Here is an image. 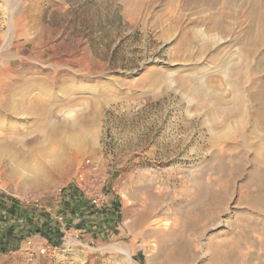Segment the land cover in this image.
<instances>
[{
    "label": "rangeland",
    "instance_id": "1",
    "mask_svg": "<svg viewBox=\"0 0 264 264\" xmlns=\"http://www.w3.org/2000/svg\"><path fill=\"white\" fill-rule=\"evenodd\" d=\"M195 1L0 0V106L9 92L15 107L19 90H51L52 108L66 116L49 119L68 147L57 164L49 122L0 113V127L16 126L24 148L48 145L37 154L47 164L38 179L2 156L0 193L32 208L35 230L50 234L46 221L58 234L55 246L34 233L18 250L0 252V264H264V173L252 161L264 133L251 136L252 108L259 113L264 100V0H236L239 20L208 38L206 28L217 32L222 23L197 22L217 15L221 0L211 9ZM213 133L232 136L216 148ZM226 150L234 155L227 167L239 156L248 164L218 185L222 166L212 156L226 163ZM37 155L28 158L33 167ZM181 182L193 192L208 186L227 202L215 213L211 205L214 218L201 222L200 235L188 228L185 239L175 236L189 251L175 262L176 208L198 201L182 195ZM18 221L0 220V228Z\"/></svg>",
    "mask_w": 264,
    "mask_h": 264
},
{
    "label": "bare ground",
    "instance_id": "2",
    "mask_svg": "<svg viewBox=\"0 0 264 264\" xmlns=\"http://www.w3.org/2000/svg\"><path fill=\"white\" fill-rule=\"evenodd\" d=\"M220 1V0H219ZM218 1V2H219ZM196 2L195 0H193V3ZM198 2V1H197ZM196 2V3H197ZM201 2H204L203 5L208 7V8H214L216 5H217V2L216 0H201ZM200 2V6L202 5ZM195 3V4H196ZM220 8L221 10L217 13V15L215 16H212L211 18H208V19H201V20H198L197 22V25L199 26L200 24H210V22H213L215 24L217 23H222V28L220 31H217L215 32V30L213 29V27H210L209 29L206 28V32L205 34L203 35L205 38L207 37H210V36H213L214 33H227V27H225V24L229 23V22H235V20H239V16L237 14V11L235 10V7H236V0H221L220 2ZM190 4V3H189ZM192 4V3H191ZM193 4V5H195ZM219 4V3H218ZM198 5V3H197ZM202 5V6H203ZM238 6V4H237ZM192 7V6H191ZM175 23H179L177 19L174 20ZM212 24V23H211ZM214 24V25H215ZM225 30V31H224ZM195 32V31H193ZM197 32V31H196ZM200 32V31H198ZM201 32H202V29H201ZM200 32V33H201ZM210 35V36H209ZM219 35V34H218ZM185 36V35H184ZM184 36L183 38L180 39L179 43L177 44V52L178 53H181V51H183V49L185 48V44H186V41L184 39ZM202 38V37H201ZM192 39L195 41V40H199V36L197 33H195L193 36H192ZM203 39V38H202ZM236 66V64H235ZM230 69V68H229ZM35 90H38L39 93L36 95H34V91ZM245 92V91H244ZM253 93V90L251 91ZM12 93L9 92L8 95L6 96V98L8 99V102L6 101V104L4 105H1L0 106V113H2V115L4 116H10L12 118H17L19 116H27L31 119H37V120H40L44 123H47L49 122V125H50V132L52 133L53 136L55 137H59L60 134H61V130L54 124L51 122V120L49 119L51 117V114L53 115L54 113V116L56 117H59V116H64L65 114L63 113H60V112H55L54 109L52 108L53 107V104H55V99L53 97V94H52V91L47 89V88H44V87H41V88H37L35 86H32V87H28L27 89H23V90H19L17 91V93H15L16 96L19 97V100H17V102L15 103V107H13V105H8L10 104L9 100L11 97ZM14 95V93L12 94ZM14 97V96H13ZM235 97V96H234ZM244 99V98H243ZM263 100V99H262ZM241 101V100H240ZM5 103V102H4ZM250 103H251V106L252 107H255V103L253 102L252 98L250 99ZM227 104V103H226ZM242 104V103H241ZM260 112L257 113L253 108H252V113H253V117H252V120H251V126H252V134L251 136L253 135H259L261 132L264 133V100L260 102ZM244 105V104H242ZM241 106V105H239ZM235 107V106H234ZM229 109V108H228ZM235 109V113L236 115L239 114L240 112V108L238 110ZM242 109V107H241ZM231 111V109H230ZM242 111V110H241ZM244 113V112H243ZM251 113V112H250ZM229 114V113H228ZM234 114V110L233 112L231 111V113L229 114L230 117H232V115ZM66 116V115H65ZM243 116V115H242ZM239 117V116H238ZM241 117V116H240ZM234 118V117H233ZM238 120V119H237ZM241 123V122H240ZM241 127H245L244 123H241ZM247 124V123H246ZM240 126V125H239ZM5 127V126H3ZM3 127H0V159L2 158V156L4 155H8L10 156V158H12L11 160L12 161H20L19 164L22 163L23 166L26 167V169L32 173H34L35 177H37L36 179H38V177L42 174L45 173V171L47 170V167L46 165L44 164V162H42V159L41 157L38 158V153H42L44 154L45 150L47 151V147L48 145L46 146H40V147H36L33 148V149H26L24 148L23 146H21V142L19 140V134L21 133H18L20 132L19 130H17V127L14 126V127H10V128H3ZM62 127L64 129H68V130H71L73 129L72 125L71 124H68L67 122H65ZM240 127V129H237V132L238 134H241L243 129ZM215 129V128H214ZM246 130V129H245ZM231 134H222V133H218V134H214L211 136L210 138V144H212L214 147L216 148H220V147H223L224 145H226L230 138H231ZM67 142L64 141L63 138L59 137L58 138V141H50V144L53 145L54 147L56 146L57 149L54 148V157H55V163H59L58 161V156L60 157V155H63L64 152H67L68 150V147H67ZM39 146V145H38ZM246 146V145H245ZM46 147V148H45ZM58 150V151H57ZM225 150V149H224ZM57 151V152H56ZM60 151V152H59ZM223 151V150H222ZM52 152V151H51ZM50 152V153H51ZM52 153V154H53ZM253 153H254V159L252 160L253 161V166L255 168V171L256 173H260L262 174V172L264 173V137L261 138L259 140V143L255 144V146L253 147ZM252 153V154H253ZM47 154V153H46ZM50 154V155H52ZM219 154V153H218ZM34 155H37V165L36 167L34 168L33 166H31L32 164H35V163H32L30 164L29 163V159L30 157H33ZM222 155V154H221ZM224 155H226V160L227 162H223L221 160V157H219V155L215 156H212L213 159H214V162L215 161H218L220 163V165L222 166L221 169H220V166H218L220 169V177L218 178V180L215 182L216 184H222V182H224V178L226 177V175H231V176H239L240 177V173L244 170L245 168V163H247V160L245 158H242V156H239L240 158L238 159L239 160V163L238 165L235 167V168H229L227 166H229V162L233 161V157H232V153H230L229 151H225ZM44 156V155H43ZM53 156V155H52ZM234 156V155H233ZM244 157V156H243ZM212 159V160H213ZM33 160V158H32ZM1 161V160H0ZM28 161V163H27ZM17 162V163H18ZM238 162V161H237ZM13 163V162H12ZM222 163H225V167H223ZM248 164V163H247ZM21 166V165H20ZM247 166V165H246ZM206 167V166H205ZM18 168V167H17ZM210 168V167H209ZM11 169V168H10ZM217 169V170H218ZM207 170V169H206ZM11 171V170H10ZM216 171V169H215ZM250 171V170H249ZM17 172L18 170H15L13 169L12 170V173L13 175H17ZM10 174V175H11ZM20 174V173H19ZM239 174V175H238ZM204 175V174H203ZM218 175V174H217ZM253 175H251L252 177ZM15 177V176H14ZM18 177V176H17ZM20 177V176H19ZM257 176H255L254 178H256ZM16 178V177H15ZM198 178V177H197ZM196 178V179H197ZM202 178V177H201ZM263 178V177H262ZM17 179V178H16ZM20 179V178H19ZM237 179V178H236ZM27 180V179H26ZM199 180V178H198ZM196 180V181H198ZM216 180V179H215ZM233 180V179H232ZM256 180V179H255ZM258 180H259V176H258ZM262 180V179H261ZM259 180V181H261ZM29 181V180H28ZM201 182L204 183V181L199 180ZM198 181V182H199ZM213 181V180H212ZM255 182H258V181H255ZM182 183V187L183 189L180 191L182 193V195H187L188 197L189 196H197L198 198V201L191 204L190 205V208L188 210H177L176 208V211H177V214L180 215V217H182L181 219H177L175 224L178 226L179 229H177L178 231L176 232H173L172 231V234L175 233L174 235V238L175 236L179 239H182L184 236V234L186 235L187 233H185V231L188 229V228H191V230L193 229L194 232L195 231H198L200 229V224L201 222H205L207 221L210 217H211V211H210V208H211V205L214 204L212 206L213 210L216 209L217 210V207L219 208H223L224 206L223 205H220V203H226L227 200H223L225 199L224 197L225 196H222L220 195L221 193L218 192V194H214L207 186V188H204V186H198L200 184H195V187L198 186V190L196 192H193L191 189H190V186L189 188L186 186L185 182H181ZM194 183V182H192ZM202 183V184H203ZM234 183V182H233ZM232 183V184H233ZM228 184V183H227ZM231 184V183H230ZM256 184L258 183H253V185L256 186ZM229 186V185H228ZM227 186V187H228ZM233 185H231V188H232ZM260 186V185H259ZM263 186V185H262ZM206 187V186H205ZM211 187V186H210ZM254 187V186H253ZM229 188V187H228ZM261 188V187H260ZM226 189V187L224 188V190ZM230 189V188H229ZM258 189V187L256 188ZM254 190V189H253ZM230 190H228L227 192H229ZM221 192V191H220ZM226 192V193H227ZM254 193V192H253ZM224 194V192H223ZM248 195V194H247ZM260 195V194H259ZM229 196V194H228ZM170 197V196H169ZM186 197V196H185ZM227 198V197H226ZM258 198V197H257ZM189 199V198H188ZM248 199V198H247ZM252 199V198H251ZM263 200V199H262ZM243 201V200H242ZM244 202V201H243ZM261 202V201H260ZM264 202V201H263ZM192 203V202H191ZM220 205V206H219ZM222 206V207H221ZM188 208V207H187ZM257 210V209H256ZM217 212V211H216ZM218 212H221V211H218ZM260 212V211H259ZM214 213H215V210H214ZM214 213L212 212V215H214ZM262 213V212H261ZM264 213V212H263ZM217 216V215H215ZM179 218V217H178ZM186 218V220L184 219ZM214 218V216H213ZM212 218V219H213ZM217 218V217H216ZM215 218V219H216ZM211 219V220H212ZM210 220V219H209ZM209 220L207 221V224L211 222H209ZM206 224V225H207ZM205 225V227H207ZM203 226V224H202ZM162 228V227H161ZM203 228V227H201ZM167 229V228H166ZM168 230V229H167ZM190 230V231H191ZM189 231V232H190ZM204 231V230H202ZM192 232V231H191ZM201 232V231H200ZM236 233V232H235ZM194 234V233H193ZM199 234V231L198 233ZM196 234V235H197ZM200 235V234H199ZM172 236V235H171ZM246 237V236H245ZM171 239V238H170ZM176 239V238H175ZM185 239V238H183ZM188 239V237H187ZM173 240V239H172ZM171 240V241H172ZM177 241V239H176ZM175 241V242H176ZM178 244L175 247V253H171L173 255H175V262H184L185 261V257L184 255L181 253V252H185L186 250H183L182 249L184 248V246H182L181 244H179V241H177ZM181 242V241H180ZM188 242V240H187ZM227 242V241H226ZM184 244V243H183ZM190 244V241L189 243ZM237 243H235L236 245ZM186 245V244H185ZM191 246V245H190ZM238 246V245H236ZM183 247V248H182ZM224 247V245H223ZM222 246H215V250L216 251H220L218 252L219 256L222 258H225V254L224 252L222 251V249L224 250L225 248H223ZM186 248V247H185ZM211 248V247H210ZM174 249V248H173ZM190 249V248H187V250ZM121 250V249H120ZM237 250V248H236ZM211 252V250H209ZM122 252V251H121ZM124 252V251H123ZM189 252V251H188ZM187 251L185 252V255H187L188 253ZM214 254H217L215 253V251L213 252ZM126 254V253H125ZM171 255V257L173 256ZM218 256V255H217ZM218 256V257H219ZM227 256H229L227 254ZM232 256V255H231ZM229 256V260H230V257ZM189 257V255H188ZM217 257V258H218ZM173 258V257H172ZM170 258V259H172ZM214 261L217 260L216 262L218 263H221L218 261V259H216V256L214 255ZM174 259V258H173ZM226 259V258H225ZM225 259L223 260L224 262ZM230 262V261H229ZM176 264V263H175ZM222 264H225V263H222Z\"/></svg>",
    "mask_w": 264,
    "mask_h": 264
},
{
    "label": "trees",
    "instance_id": "3",
    "mask_svg": "<svg viewBox=\"0 0 264 264\" xmlns=\"http://www.w3.org/2000/svg\"><path fill=\"white\" fill-rule=\"evenodd\" d=\"M33 215L30 206L23 205L20 201L0 193V220H10L17 216L22 219V223L18 221L7 228H0V252L9 253L18 250L21 243L34 233L49 237L50 243L56 246L54 236L58 235L57 231L46 221L43 225L47 227L50 234L42 230H35Z\"/></svg>",
    "mask_w": 264,
    "mask_h": 264
},
{
    "label": "built area",
    "instance_id": "4",
    "mask_svg": "<svg viewBox=\"0 0 264 264\" xmlns=\"http://www.w3.org/2000/svg\"><path fill=\"white\" fill-rule=\"evenodd\" d=\"M104 204H105V202L103 199H95L92 201V205H94L95 207H98V208L104 207ZM41 253L44 254L45 249H42Z\"/></svg>",
    "mask_w": 264,
    "mask_h": 264
}]
</instances>
